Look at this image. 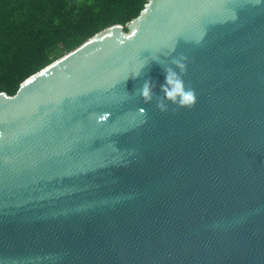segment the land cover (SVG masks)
Segmentation results:
<instances>
[{
	"label": "water",
	"instance_id": "1",
	"mask_svg": "<svg viewBox=\"0 0 264 264\" xmlns=\"http://www.w3.org/2000/svg\"><path fill=\"white\" fill-rule=\"evenodd\" d=\"M125 27L0 93V264H264V0H146Z\"/></svg>",
	"mask_w": 264,
	"mask_h": 264
},
{
	"label": "trees",
	"instance_id": "2",
	"mask_svg": "<svg viewBox=\"0 0 264 264\" xmlns=\"http://www.w3.org/2000/svg\"><path fill=\"white\" fill-rule=\"evenodd\" d=\"M146 0H0V93L19 86L103 30L139 16Z\"/></svg>",
	"mask_w": 264,
	"mask_h": 264
},
{
	"label": "clouds",
	"instance_id": "3",
	"mask_svg": "<svg viewBox=\"0 0 264 264\" xmlns=\"http://www.w3.org/2000/svg\"><path fill=\"white\" fill-rule=\"evenodd\" d=\"M173 64L183 73L186 69L185 63L182 60H173ZM165 85L162 86V91L168 102L176 105L181 109H191L197 103V96L194 89L187 87L181 75L173 71L171 68L166 70ZM140 95L145 102L151 100L152 89L150 82H145ZM161 110H164V105H159Z\"/></svg>",
	"mask_w": 264,
	"mask_h": 264
}]
</instances>
